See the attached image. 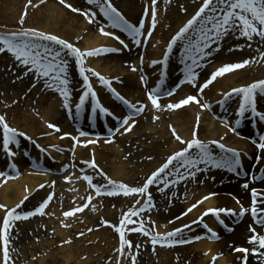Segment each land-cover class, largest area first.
Returning <instances> with one entry per match:
<instances>
[{
	"label": "rangeland",
	"instance_id": "374dc122",
	"mask_svg": "<svg viewBox=\"0 0 264 264\" xmlns=\"http://www.w3.org/2000/svg\"><path fill=\"white\" fill-rule=\"evenodd\" d=\"M12 4V0H0V11L3 10L6 5ZM34 2V0H31ZM49 2H54L60 6L61 3L58 0H48ZM187 1V2H186ZM107 0H102V4L106 3ZM122 2H126V5H124ZM186 2V3H185ZM205 0H157L156 4V11L158 8L162 10V12L166 15L165 20H167V15L169 16L168 23L170 27H174L175 24V18L173 16H177V18L184 16V21H187L189 18L186 17L187 15H190L193 13V11L199 12L200 8L203 6V3ZM25 3V4H24ZM21 3L22 6L21 10L14 6L12 8V12H17L16 16L14 17L15 20L12 21H6L5 23H2L0 21V34H8L11 32L19 31L22 27L24 29L32 28V17L37 16L36 19L39 22L46 21L47 19H41L40 11L44 8L43 4L39 3L35 7L29 6V0H26V2ZM35 3V2H34ZM113 5L118 9V11L124 16V18L131 24L139 26V23L141 20L144 21V25L147 22V19L149 18V14L151 13V0H112ZM23 4V5H22ZM70 4L80 9L82 12H95L96 16L93 23H89L88 19L81 15L80 12H74L73 15L75 17L76 24L74 27H72V33L71 30L66 28H60L61 30H58V33L63 34V36H58L70 43H72L75 47L79 48L82 52H89V51H95L97 49H117L115 53L111 52H104L101 55L98 56H85L84 57V67L86 69H90L92 71L86 72V75L89 77V81L92 85V88L97 93V97L99 99V102L103 108L106 109L104 104L100 100L102 96L104 99H108L110 102H112V95L110 97L108 96L110 93L108 86L102 85V83L99 81L98 77L94 73H99L103 77H105L107 80L111 81V84L117 87H124L123 81L126 77L125 73H118L115 72L117 69H124L125 65L127 64L130 66L133 60H137V67L138 69H141L139 72V76H144L145 79L148 76L151 75L153 77L154 75V82H156L157 85H159L160 79H165V77H162L161 75L163 73H167V69L171 68L174 72H181V70H186V65L191 64V60L188 59V55L185 54L184 50V44L186 41L178 42L175 48H173L172 54L168 55V48L170 47L169 43L166 42L163 43L162 49L155 50L153 49L152 52H160L166 53L167 57V65L165 66L163 61L165 59H157L152 60L151 64H146L144 62V55H146L147 46L148 43H161V41H152V34L155 31V29H152L150 25L144 26L142 29V34L139 37V39L142 42V39H144L145 35L148 33L149 30H151L152 34L151 36H147L145 38L143 43H140L139 45L133 43V41L130 39L128 34L126 32H123L120 30L119 27L113 28L111 27L112 21L109 20L107 17L104 16V14L100 11L99 6L96 5H89L87 3V0H70ZM186 6V12L176 14V11L180 10L179 8H182V6ZM179 6V7H178ZM11 9V8H10ZM148 9V13L145 14V10ZM71 9L66 8V11L69 13ZM175 10V13H174ZM27 11V16L25 18V23L23 26L20 25L19 21L24 16L25 12ZM195 11V12H196ZM127 13H131L134 18L137 20H129ZM11 14V13H10ZM176 14V15H175ZM218 14V13H217ZM139 15V16H138ZM186 15V16H185ZM13 16V15H12ZM172 16V17H171ZM140 17V19H139ZM11 17L8 16L7 20H9ZM139 19V20H138ZM0 20H5L4 18H0ZM31 20V21H30ZM29 24L31 26H29ZM54 24V23H52ZM172 24V26H171ZM93 27V31L95 33V36H98L97 38L104 39L106 42H110V44L103 43L99 47H96L92 50H86L83 46L84 44V28L81 29V27ZM103 27L105 31L112 33L110 36H104L100 32V28ZM95 28V29H94ZM183 27H181L182 29ZM33 29H36L33 27ZM180 29V30H181ZM163 30H168L167 27H162ZM171 33V32H170ZM113 37H119V40L113 38ZM227 37H224L221 41H219V47L222 48V50L219 51H212L211 49H206V52H210V55L204 56L202 59L197 55L195 52L192 53V55H197L198 63L201 62L202 66L205 67L208 71L205 72L203 75H201L197 68L195 67V72L198 74V80L197 84L202 85L206 80H208L211 75L216 72L220 67H223V64H235L236 62L242 63L240 60V54L243 53V46L244 43L240 42L237 45L231 43V40ZM241 39V38H240ZM120 40H123L124 43L121 44ZM243 40V39H242ZM226 41V42H225ZM228 41V42H227ZM225 42L226 44H224ZM127 45V47H125ZM142 45V46H141ZM217 45L212 46V48H216ZM252 47V45H251ZM131 48L135 50L133 54H136V56L133 57V60L127 59L128 55L131 51ZM231 49V50H230ZM251 50L254 55L252 56ZM246 51H248L245 54V60H251L254 61L253 63L248 64L245 68L239 69V71H244V78L241 85V88L248 87L251 85V83L262 81L264 78V60H262L260 57L264 55L263 49L253 50L246 48ZM113 54V55H111ZM160 55V56H161ZM115 57L116 60H113L114 62H111L108 58ZM70 66H68V70L70 68V73L72 72L75 74V77L77 78V84L74 85L71 89L68 88V91L70 93V100L69 108H64V101L61 97L60 93H57L54 88L45 87V80L44 79H36L35 74L33 72H28L27 68L25 66H21L18 64L17 61H15L10 54L7 52L0 53V115H4L6 118V122L14 128L12 125L14 122H17L19 124H24L22 119L26 120L28 124L36 123L39 124V128L43 129L44 125L42 124V120H40V109L36 107V101L39 100L41 97L43 101L42 106L43 108H47L49 105L52 107L55 106V109L57 112L54 111L53 115L55 118L49 121V123H53V125L57 126L59 128V132L54 131V129H50L46 127V130L52 131V133L55 134L56 137V143L47 146L46 142L41 143L42 140H47L46 134H40L36 136V138H33L28 135L27 132H24L20 127V132L26 133L28 138L25 137H18L20 144L19 146L12 145L11 150L16 153L15 156L9 157L7 153L2 148V143H0V161L1 156L3 155L5 162V169L12 170L9 174L8 180H16V181H22V175L23 171L22 169L26 167V164L30 171L33 174L42 175L45 173L49 178L54 179V184L51 187V193L50 191L46 194L41 195L40 198L37 199L35 197L32 200V203L28 202L29 200L25 201L23 203V207L16 208L19 210L21 214H26L28 212L34 211L41 203H43L48 196L51 194L52 196L58 195V201L60 205V215L59 217L62 218L61 220L57 219L58 215L53 214V206L52 204H48V207L45 209L44 215L37 214L36 216H32L27 220H20V221H14V226L10 228V237H9V252H10V260L9 264H27V262H23L22 253L23 251L19 250L20 245L18 242L19 236L22 235L21 229L25 230L24 234L28 237V234H31V231H34L31 229H28L26 226H22V224H30L35 223V227L37 229H41L39 233L32 232V234L35 236V239H39L40 236H43L44 238H50L48 241L57 242L55 245H51L52 250L59 249L61 246H65L62 241V237H59L58 235L51 233L52 230H50V233L48 232L47 227V221L50 218L51 223H56L59 221H63L65 219H70V222L76 223L80 222L83 219L85 220V224L89 225V229L94 225L93 231L86 233H81L78 231L77 235H74L72 232L68 233L69 238L75 239L76 241L79 240H87L92 235L99 234L101 231H106V234L104 236V240L102 238V241L100 242L99 237H97V240L99 242H96V244H93L94 246H97L98 243H101L102 245L98 246L103 251L105 250V253L102 254V258L100 260L101 264H120L119 261L124 260V264H133L131 257L127 255L129 252L128 249L125 250L126 255L121 258L120 254L117 252V249L119 247H115V244L117 242H120L119 239V233L115 231L114 228L110 226H106L103 224V221H109V219H118L117 211L118 208H121L120 211L124 210L127 212L130 211L132 208H139L141 206V203L138 204L137 201L142 200L140 196L134 195L130 197H124V196H116V197H108V196H97L105 199H102L100 201V208L95 209L93 211V204L91 203L88 208H86L83 212H76L74 216L71 217H64L63 213L65 211H74L78 207H83L85 203H87V198L89 196L93 197V194L95 195V189L90 187L86 182V192H88V195H83V200H81L77 205V207H70L74 205V201L72 200V197L74 193H76L73 189L74 187H64L61 184L65 185L67 184V179L65 176L66 173L69 172L71 166V163L75 162L74 167V174H87L93 178V184L98 185L101 188L104 187L105 184L108 183L109 178L112 181H115L117 183H124L130 187H142L146 183V179L142 182L140 181L141 177L146 173L148 174V178L151 177L153 173H150L149 170L151 169H159L162 167L175 153L173 150L171 151L169 147L162 148L163 151H168L167 154L164 156L166 157L164 159L165 162L162 163V158H152L150 157L149 161H143V158H139L135 154V150H139V152H144L146 154H149V151L154 150V145L156 146L157 143L160 145H163V141L169 140L171 138L172 141L176 142L178 145L184 146V144H181L179 141L175 139V136L173 135L172 129H175L176 134H178L183 140H185V137H183L178 132V123L175 121V115L176 112H182L191 110L193 112V120L195 122V125H192L194 134L198 135V138L204 142L209 143L212 141H218L220 143V139L217 137H213L210 140H206L202 137V135L199 134L198 130L200 128L207 127V124L203 122V114L211 113L209 116L211 117L210 120L212 122H216L219 120V116H213L214 111L217 110L218 113H221L224 111V117L221 119L222 122L228 123L229 127L236 124V121L238 119V109L240 104L242 103V96L235 95V99L230 104H223L221 102L216 101L215 103H212L215 108L213 109H204L202 108L204 102L200 101L199 104L192 103L190 105L181 107L176 110H168L167 105L169 103H178L183 99H186L188 96L192 95V93L197 92L198 88L192 87L191 84L183 83L179 86V89L176 91L175 94L172 96H168L166 94L162 95L161 99L159 100L160 105L162 106L161 109L157 110L156 108L152 107L155 111H148L146 108L144 102H140L145 106L146 111L144 110L143 114L140 115L138 118H134V126L132 127V130L129 132H123L124 130L121 129L120 131L112 130L111 132L105 128H103L102 124H99L97 127V130H92L91 125L94 123L95 120H98V123H101L100 118L102 117L104 120V123H111L112 120L109 116H105L102 112L97 109L96 113L93 114L92 109L96 106V97H92L89 95L88 101L85 104L82 111L79 113L76 112L77 105L79 104L80 99L83 96V93L87 91L86 82L79 73V64L78 62L71 56L66 57ZM141 58L142 61H141ZM243 58V57H242ZM248 58V59H247ZM100 61V62H99ZM111 62V64H108V62ZM99 62V63H98ZM153 62H157L155 64V67L152 66ZM99 65L98 69H95L93 66H96L95 64ZM115 63H118L116 66ZM217 65V66H216ZM141 66V67H139ZM216 66V68H213ZM131 67V66H130ZM143 67V68H142ZM145 67V69H144ZM161 67V69H160ZM108 70L109 73L104 74L102 70ZM144 69V70H142ZM159 69L160 74H158L157 70ZM72 70V71H71ZM154 71L155 74H148L150 71ZM250 71V72H249ZM209 72V73H208ZM27 73V74H25ZM72 75V74H71ZM158 75V76H157ZM225 74L224 76H226ZM250 75V76H248ZM220 77L218 79L224 78ZM161 77V78H160ZM53 85L55 86L58 82L52 81ZM172 84L165 81V84L163 85L162 93H167V91L171 90ZM177 86V84L175 85ZM145 87V85H144ZM209 88L205 89L204 91H207ZM228 91H231L230 89ZM73 93H76V95H73ZM230 93V92H229ZM111 94V93H110ZM198 95V94H197ZM114 97V96H113ZM147 97V94L145 93L144 96H142L143 99ZM51 100H50V99ZM31 100V102L35 103L30 111H28V114L24 112V105L25 103ZM169 100V101H168ZM103 101V100H102ZM30 102V104H31ZM51 103V104H50ZM117 103V102H116ZM220 103V104H219ZM131 104L136 105L137 102H132ZM139 105V104H137ZM199 107V108H198ZM229 107V108H228ZM263 108L261 113H264V95H257V109ZM228 108V109H227ZM114 110H116V114H118L121 117V120L127 116L130 113V110L124 105L120 106L119 108L114 107ZM201 110L202 113H201ZM112 111L111 113H113ZM201 113V114H200ZM223 113V112H222ZM22 115H25V117H22ZM30 115V116H29ZM91 115L95 117L92 119ZM173 119V122H169V117ZM62 117V118H61ZM155 117H159V119H155ZM165 117V118H163ZM59 122H57V120ZM199 118V120H198ZM65 121V122H64ZM65 124L64 128H61L59 123ZM251 122L253 127L251 126ZM166 124V125H165ZM258 128H261L264 130V123H259L258 118L252 117L249 114H246L245 121L241 119V123L239 126L244 127L248 129L249 134L250 131L253 133L252 138L251 136H247L250 139L251 145H252V160H247L248 162V168L246 170H242V172H229L226 168H214L210 164H197L195 168L185 170L184 168L180 169V172L184 175V179H179V176L175 174L173 171L171 174L163 177V179L168 181V187H164V184L162 182H159L158 188L154 189V186H152L149 189V192L156 196H161L160 194L163 193V195L160 197L163 200L164 204L155 203L156 200H152L153 206L150 207V209L146 212H142L140 217H133V220L136 221V223L132 225H128L129 232L126 233V238L129 239L132 242L134 248L131 249V255L136 256V262L135 264H195L196 262L201 261V254L197 252L195 254L194 251L191 250L192 245L196 244L201 239H205L206 237L210 238L211 241L214 244L223 242V247L225 248V254H236L239 255V258L236 261H229L228 264H243V257L244 253H238L235 252L234 249L236 247H243L246 249H249V253L247 254V264H264V255H261L260 253H264V249H259L258 244L252 245L250 244L249 237L252 235L249 228L250 226H253L256 228V232L260 235H264V227H259L255 225V222L253 220V217L251 215V190L257 189L259 193H264V180H257L253 182L254 176H260L262 173H264V166H261L260 168L257 167V161L256 157L260 155V152L255 147V141H258L259 134L258 130L254 129V126ZM90 125V126H89ZM38 126V125H37ZM89 127V128H88ZM149 127L147 130L145 128ZM88 128L90 131L85 130ZM65 129V130H64ZM69 129V130H68ZM94 129V128H93ZM210 131L212 132L213 129L211 128ZM41 132V131H40ZM80 132L86 133V136H80ZM109 132V133H108ZM115 132V133H114ZM120 132H123L122 134ZM65 133L69 135H64ZM114 133V134H113ZM194 134L191 136V140L194 138ZM246 136V135H241ZM63 137V138H61ZM73 137H76V143L75 147L73 148ZM103 141H105V147L109 149L113 148L112 145L120 146V149L122 150V157L120 159H117L116 156L110 155L108 150L103 151L106 156L109 157L108 161H102L99 162L98 158H95L96 164L98 167L96 169H93L90 167V162L93 159V155L88 156L86 160L82 159H76V156L74 155V150L77 146H79V149H83L82 146L85 147V149H89L91 151V147L88 145L89 140H96L97 142H101V138ZM133 141V144L126 143L124 141L126 140ZM0 139H2V136H0ZM111 140L112 143L106 142L107 140ZM186 141V140H185ZM86 142V143H85ZM25 145V147L23 146ZM90 144V143H89ZM86 145V146H85ZM139 149H138V148ZM211 148L213 150V155L219 159L220 156L224 155L220 151V149L215 144H211ZM43 149V150H42ZM101 150V149H98ZM62 151V152H61ZM81 151V150H80ZM195 151V150H194ZM162 154V152H158ZM2 154V155H1ZM55 154H60L61 161L59 162V156L55 157ZM147 156V155H146ZM250 155L246 156L248 158ZM6 158V159H5ZM116 161V164L119 162L123 163L122 165H127L128 171H133V174H130V177H125L122 182H118L117 179H115L113 176V172L111 171V164ZM22 160V163H21ZM82 161H87L89 163H82ZM261 161V160H260ZM259 161V163H260ZM0 162V163H1ZM47 163L49 165L48 169H39V164L41 163ZM175 163V162H174ZM7 164V165H6ZM15 164V168L12 167V165ZM64 165L60 171H55L58 169L59 166ZM140 168L137 170V167ZM198 167V168H197ZM1 168V167H0ZM56 168V169H55ZM83 170L82 173H80V170ZM44 170V171H43ZM102 170V171H101ZM224 172V170L227 173H221ZM85 171V172H84ZM112 172V174H111ZM189 172L192 174L190 175ZM103 173V174H102ZM218 175V177L216 176ZM227 174V176H226ZM215 175V177H214ZM134 176V177H133ZM220 178V179H219ZM209 179L212 184H214L216 187L223 186L225 188H228L227 190V197L230 200H233V198L236 199V202L238 203V211L234 209L232 210L235 215L226 214L227 217H219V219H216L214 222L207 221H201L198 220L196 222H191V224H184L187 220V217H189V214L186 213L184 202L186 201L188 195L190 192H197L202 188L204 180ZM174 180H179L178 183H173ZM230 180L234 181L233 184L230 182ZM84 181V179H82ZM237 182H243L249 183V188L244 189L241 187V190L243 191V197L241 198V201L236 198V196L233 193V187L237 186ZM43 188V187H42ZM58 189V190H57ZM154 189V190H153ZM163 189V191H161ZM43 190V189H42ZM57 190V191H56ZM55 191V192H54ZM158 194V195H157ZM147 197V194L143 197V202H145V199ZM155 197V195H154ZM54 200V199H53ZM93 201V200H92ZM52 202V200H51ZM63 202V203H62ZM29 203V204H28ZM61 203V204H60ZM0 205H3V208H0V218L3 219L2 222H5L8 212L10 208L6 205H4L0 201ZM80 205V206H79ZM243 206L244 209H246V213L241 216V207ZM225 207V208H224ZM222 209H226L227 206H224ZM73 208V209H72ZM7 209L8 211H5ZM65 209V211H63ZM67 209V210H66ZM111 212V216L108 214ZM216 209V208H215ZM218 209V208H217ZM100 210V212L98 211ZM5 214V215H4ZM82 217V219H79ZM230 217V218H229ZM119 218L122 220L121 215ZM161 218V220H160ZM0 219V220H1ZM119 219V220H120ZM143 219L147 223L145 224V227L149 230L150 236H143L142 233H138L135 231H131V229H134L139 226V221ZM225 220V221H224ZM222 221V223H221ZM198 222V223H197ZM1 223V222H0ZM67 223V222H65ZM121 222H119L116 226L119 227ZM2 224V223H1ZM0 224V225H1ZM109 224V222H108ZM184 224V225H183ZM245 224V226H244ZM21 225V226H20ZM111 225V224H110ZM207 225V227H205ZM2 226V227H1ZM0 226V240L3 242V225ZM165 226L172 227L173 231L177 229H181L182 232L178 233L176 237L172 238V242L169 241H161L160 243H157L156 245H153L151 242V236H157L159 237H166L167 233H169L168 229L163 230ZM190 226V227H186ZM239 226H242L241 229L244 230V232H248L247 234L243 235L238 230H236ZM168 227V228H169ZM161 228V231H158V229ZM211 229L217 234V238H212V233L209 231ZM231 229V230H229ZM2 231V232H1ZM159 232L160 235H157L156 233ZM66 235V238L68 237ZM138 236V238H141L139 240L131 239L130 237ZM18 237V238H17ZM42 238V237H41ZM40 238V239H41ZM118 238V241L116 242L115 239ZM143 238V239H142ZM184 240L185 243H179L177 241ZM72 241V240H71ZM38 241L35 240V243L32 242V240H29L26 243V246H29L30 244L32 249H34L35 253L30 256L31 250H24L26 253V257L28 261H31L32 264H38V259L40 258L41 250H38L37 247L39 244H37ZM107 242H112L110 246L108 247L106 245ZM88 243V242H87ZM52 244V243H51ZM56 245H58L56 247ZM61 245V246H60ZM139 245V248L136 246ZM91 246V245H90ZM253 247L257 248V253L253 254L251 252V249ZM90 248V247H89ZM137 248V250H136ZM166 251L163 253V250ZM43 256H45L44 253H42ZM86 254L84 259H79L81 262L86 261V259L89 256ZM168 255V260L163 261L162 259L159 260L162 257H165ZM50 256L52 257V261L57 264H64L61 261V257H59L58 253H50ZM93 260L99 258H95V252H92L91 254ZM46 257V256H45ZM4 260L3 258V247L0 250V259ZM51 258L47 257L44 260V264H51ZM116 259V260H115ZM77 261V260H76ZM171 261V262H170ZM2 264V263H1ZM88 264H99L94 261H89ZM205 264H214L213 260L209 261Z\"/></svg>",
	"mask_w": 264,
	"mask_h": 264
},
{
	"label": "snow or ice",
	"instance_id": "6c2138e0",
	"mask_svg": "<svg viewBox=\"0 0 264 264\" xmlns=\"http://www.w3.org/2000/svg\"><path fill=\"white\" fill-rule=\"evenodd\" d=\"M45 0H40V3L43 4ZM31 4V0H29ZM60 3L65 7L70 8L73 12H80L81 15H84L89 23H93L96 13L95 12H82L80 9L73 7L71 4L66 3L65 0H60ZM89 5L99 6L100 11L112 21L111 27L117 28L119 27L121 31L126 32L133 43L139 45L141 40L139 37L142 34V29L144 28V21L141 20L139 26L133 25L129 23L124 16L118 11V9L113 5L112 0H107L106 3L102 4V0H87ZM156 4L157 0H151V28L154 29L156 26ZM148 9L145 10V14L148 13ZM186 11V10H185ZM218 13V14H217ZM27 16V11L24 16L20 19L19 23L21 26L25 23V18ZM100 32L104 36H110L112 33L104 30L103 27L100 28ZM151 30L148 31L147 35L151 36ZM233 34L236 35L237 39L246 38L247 41H253L254 37H258L261 43H264V0H205L203 6L200 8L199 12L187 23L185 27H183L180 32L172 39L171 45L168 48V55L172 54L173 48L177 45L178 42L186 41L184 44L185 54L188 55V59L191 60V64L186 65L185 77L180 82V84L188 83L191 84L192 87L198 88L200 94H203L204 90L209 88L211 84H213L217 78L223 77L225 74L234 72L239 69L245 68L249 63H253L254 61L246 60L242 63H235L225 65L220 67L216 72H214L211 77L206 80L202 85L197 84L198 74L195 72V67H199V63L197 60V55L202 59L206 55H210V52H206V49H212V51H219V41H221L225 36ZM238 34V35H237ZM119 40V37H113ZM120 43L123 44L124 41L120 40ZM216 44V48H212V45ZM251 44L249 43V47ZM127 47V45H125ZM231 50V49H230ZM117 49H97L95 51H89L87 53L82 52L79 48L75 47L72 43L56 36L53 34H47L45 32L39 31L37 29L29 28L24 29L23 27L16 32H11L8 34H0V53L7 52L11 55V57L18 62L19 65L25 66L28 72H33L35 74L36 79H44L45 87L54 88L55 91H58L63 98L64 108H69L68 101L70 100V93L68 91V60L67 56L73 57L79 64V73L80 76L88 82L86 84L87 91L83 93L82 98L77 105L76 112L79 113L83 110L85 104L88 101L89 95L92 97H96V106L92 109L93 114L96 113L97 109L102 112L105 116H113L109 110L103 108L99 102L97 97V93L92 88V85L89 81L88 75L86 72L92 71L90 69H86L84 67V57L85 56H98L103 54L104 52H115ZM195 52L197 55H192ZM264 60V55L260 57ZM143 58H141L142 61ZM157 62H153L152 66L155 67ZM164 65H167V57H165L163 61ZM132 71H136V68H132ZM27 74V73H25ZM99 81L104 86L109 87V91L113 93L116 99L122 101L124 105L130 110V114L125 116L122 120L119 121V127L116 131H120L121 129L124 132H129L132 130L134 126V118L136 115H139L145 110V106L140 104L139 106L131 104L125 98L119 96L118 93L115 92L114 89L110 87L111 81L107 80L105 77L100 75L99 73H94ZM52 81L58 82L55 86ZM141 83L146 86L147 81L145 77L141 76ZM165 84V80L162 78L159 81V86L152 88L150 90H146L147 98L151 102L154 108L157 110L161 109V105L159 100L162 95L166 94L168 96H172L175 94V89L167 91V93H162L161 88ZM180 85H177V88ZM242 96V103L238 109V119L236 121L237 127L241 123V119L246 117V114L251 115L252 117L258 118L260 121L264 122V113H261L257 109V95H264V81H259L257 83H253L248 87L237 88L234 92H230L225 96V100L221 101V103H226L227 100L233 95ZM192 103L199 104L200 101L196 96H188L186 99L181 100L178 103H169L167 105L168 110H176L181 107L190 105ZM208 105H203L202 108L207 109ZM155 119H159V117H155ZM199 120V118H198ZM133 121V123H130ZM226 127L229 125L225 124ZM48 128L54 129V131L59 132V128L51 123L47 125ZM230 131H234L233 128L229 127ZM173 135L175 139L179 141L181 144H185L186 147L176 152L170 158H168L167 162L160 167L155 173L151 175L150 178H147L146 183L142 187H130L124 183H117L112 181L110 178L108 183L101 188L98 185L93 184V178L89 175H85L83 177L84 180L87 181L88 185L95 189L96 196H108V197H116V196H124L130 197L134 195H138L143 199V197L147 194V200L139 207L132 208L127 212L126 215L122 217L121 223L119 227L116 225H110L107 221H103L102 223L106 226H110L115 229L117 233H119L120 246L117 249V252L120 254L121 258L126 255L125 250L128 249L129 252L127 255L131 257L133 264L136 262V256L131 255V249L133 248L132 242L126 238V233L129 232L128 225H132L136 223L133 220V217H140L142 212H146L153 206L152 204V196L149 192V189L156 184L158 181L164 184V187H168V181L163 179V177L171 174L173 171L179 179H184V175L180 172L181 168H184L186 171L189 169H193L197 164H210L214 168H226L229 172L237 173V170L242 168V153L234 150L226 148L224 144L219 143L218 141H212L209 143L202 142L198 135L194 134V138L188 142L183 140L178 134H176L175 129H172ZM64 135H69L65 133ZM0 143H2L3 150L7 153L9 157L15 156L16 153L11 150V146H19L20 141L18 137H27L26 133L20 132L17 129L11 127L7 122L4 115H0ZM80 136H86V133L80 132ZM63 138V137H61ZM74 141L73 148L75 147L76 137L72 138ZM94 141L89 140L88 143H93ZM106 142L111 143L112 141L109 139ZM256 149L261 153L255 159L257 163L261 159H264V135H260L258 141H255ZM211 144L217 145L224 155L220 156L217 159L213 155V150L211 148ZM86 146V145H85ZM43 150V149H42ZM195 150V151H194ZM175 162V163H174ZM82 163H89L87 161H82ZM15 168V164L12 165ZM90 167L96 169L98 165L95 161V155L93 154V159L90 162ZM102 171V170H101ZM103 174V173H102ZM191 175L192 173L189 172ZM239 174V173H237ZM257 180H264V173L260 176H254L253 182ZM179 180H174L173 183H178ZM41 187H44L41 185ZM244 189L249 188V183H244L241 185ZM163 191V189H161ZM53 199V196L50 194L48 198L41 203L34 211L28 212L26 214H21L18 209H12L8 212L7 218L3 224V258L4 264H9L10 260V252H9V237H10V228L14 226V221L27 220L32 216L44 215L45 209L48 207L49 202ZM204 199H208V197H204ZM251 215L255 222V225L259 227H264V193H259L257 189L251 190ZM93 197L89 196L87 198V203L83 205V207H78L74 211H65L63 213L64 217H71L76 214V212H83L89 205L92 203ZM239 203V201H237ZM139 204L140 201H137ZM3 205H0V208H3ZM23 207V204L19 206ZM193 208L196 205L192 206ZM192 208H189L188 211H191ZM5 211H8L5 209ZM93 211L95 209L93 208ZM246 209L241 207L240 215L243 216L246 213ZM214 216L219 219L221 213L235 215L232 210L229 209H210ZM209 212H205L204 216L209 215ZM201 221L203 217L200 218ZM147 222L141 219L139 221V226L131 229V231H135L138 233H142L143 236H150L149 230L145 227ZM198 223V222H197ZM222 223V221H221ZM67 226V225H62ZM190 227V226H186ZM207 227V225H205ZM231 230V229H229ZM252 235L249 237V243L252 245H257L259 249H264V235H260L256 232V228L250 226L249 228ZM93 231V229H89V232ZM212 233V238H217V234L209 229ZM182 232L181 229H177L173 232L167 233L166 237L151 236V242L153 245L160 243L161 241H169L172 242V238L176 237L178 233ZM83 235V233H81ZM179 243H185L184 240L177 241ZM66 243H70V241H66ZM139 248V245L136 246ZM235 252L244 253L243 264H247V254L249 253V249L243 247H236L234 249ZM253 254L257 253V248L253 247L251 249ZM264 255V253H260ZM218 257H213V262L215 264V260ZM122 264V260H121Z\"/></svg>",
	"mask_w": 264,
	"mask_h": 264
},
{
	"label": "bare ground",
	"instance_id": "6f19581e",
	"mask_svg": "<svg viewBox=\"0 0 264 264\" xmlns=\"http://www.w3.org/2000/svg\"><path fill=\"white\" fill-rule=\"evenodd\" d=\"M58 1L60 2V0H58ZM24 2H26V0H12V4H9L10 3V1H9L8 5H6V7H4L3 10L0 11V18L2 17L5 20H0V21H2V23H5V24H6V21H12L13 22L15 20L14 17L16 16L17 12L13 13L11 11L12 8L14 6H16L17 8H19V10H21L22 6L20 4L24 3ZM34 2L31 1V4L29 3V6H31V7L37 6L40 3V0H34ZM65 2L70 4V0H65ZM122 3L124 5H126V2H122ZM43 7L44 8L42 9V11H40V13H38V14L43 15V16H40L41 19H47V20L39 22L36 19L37 16H34L31 18L34 24H32V26L29 24V26H31L32 28L35 27L37 30L45 32L47 34H53L56 36H57L58 30H61L60 28H66V29L71 30V32H72V27H74L76 24L75 17L73 15V13H74L73 11L70 10L68 13L66 11L67 7H65L63 4L58 6L55 2H54V4H52V2H49L48 0H45ZM179 9L180 10L176 11L177 15L180 13H185L186 12L185 10L187 9V7L183 5L182 8H179ZM195 11H193V13H191L190 15H187V16L185 15L188 18L190 17L187 21H184V16L179 17V18H177V16H173V18H175L176 20L174 22L175 26L172 28V27H170L169 23L167 22L169 19V16L167 15V20H165L166 15L162 12V10L160 8H158V10L156 11L157 12L156 26H155L156 29L154 28L155 31L152 34L151 40L152 41L153 40L154 41H161V43H155V42L148 43L146 55H144V59H143L146 64L149 65V64H151L152 60L161 59V58H164L166 56V53H162V55H161L160 52H156V51L152 52V51H153V49L160 51L162 49L163 43L166 44V42H168L170 45L172 39L180 32L181 27H185L187 25V23L197 14V11L196 12ZM174 13H175V10H174ZM8 16L11 17L9 20H7ZM127 16L129 18V20H137V18H138L137 15H136V18H134V16L131 13L130 14L127 13ZM139 19H140V17H139ZM52 23H54V24H52ZM148 25H150V26L152 25L151 14H149V18L147 19V22L145 23L144 26L146 27ZM163 26L167 27L168 30H163V32H162ZM171 26H172V24H171ZM82 28H84V33L86 36V37H84L85 40H84V44H83V46L86 50H92L96 47H99L103 43L110 44V42H106L104 39L97 38L98 36H95V33L93 31V27H91V26L88 27L86 25L85 27H81V29ZM58 36H63L62 32L58 33ZM147 36L148 35L146 34L144 39H142L141 43L144 42V40H145V38H147ZM225 37H227L231 40L232 45L233 44L237 45L240 42L244 43V46H243L244 51L242 54H240L241 56L239 57L241 62L246 61L245 60V54L248 52V51H246V48L253 49V50H258L261 48L264 50V43H261L259 41L258 37H254L253 41H251V42L247 41V39L243 38V37L241 39H237L236 35H233V34H229ZM225 42H223V43L226 44ZM249 43L252 45V47L251 46L249 47ZM214 45L216 46V44H213L212 46H214ZM220 50H222L221 47H220ZM134 51L135 50H133L131 48L130 53L127 54L128 55L127 59L131 58L133 60V57L136 56V54H137V53L133 54ZM249 52H251L252 56L254 55V53L251 50H249ZM113 53L116 54V51ZM111 55H113V54H111ZM108 59H110L111 62H114L113 60H116L117 58H115V57L110 58L109 57ZM133 61L134 62H132V64L130 65L131 67L126 64L124 69H117L115 71V72H117V74L118 73L122 74V73L126 72L127 75L123 81L124 87L123 88L117 87V86L114 87V85H112V84H111V86H113L115 88V90L123 98L128 100L130 103H132V102L136 103L137 102V104H140V102L143 101L144 104L146 105V108L148 109V111L154 112L155 110L152 108L153 105L151 104V102L148 100L147 97L145 99H143L142 96H144V94L146 93V90H150V89L155 88L159 85H157L156 82H154V75H153V77L150 75L149 76L150 79H148V76H147V78H146L147 84L144 87V85L141 83V76H139V74H140L139 71L141 69H138V67H137V65H138L137 60H136V62H135V60H133ZM69 62H68V66H70ZM111 62L109 61L108 64H111ZM98 63L95 64L96 66H93L95 69H98V67H99ZM236 63H239V62H236ZM115 65L117 66L118 63H115ZM199 65L200 66L196 67V68H197V71L201 75H203L205 72L208 71L205 67L202 66L201 62H199ZM225 65H227V64H223L222 66H225ZM216 66L212 67V69L216 68ZM133 67L136 68L137 70L132 71L131 69ZM139 67H141V66H139ZM144 69H145V67H144ZM144 69H142V70H144ZM160 69H161V67H160ZM69 70H70V68H69ZM69 70H68V80H69L68 88L71 89L74 85L77 84V78L75 77V74L73 72L71 73L72 75L69 74L70 73ZM102 71L104 74L109 73L108 70H106V69H104ZM185 71L186 70H181V72L180 71L174 72L171 70V68H168L167 73H166L167 74L166 81H168V83L172 84L173 86L176 84L182 85V84H180V82L185 77ZM157 72H158V74H160L159 69L157 70ZM244 73H245L244 71H239V70L228 73L226 76H224V78L218 79L213 84H211L209 86V89L207 91H204L203 94H200L199 91H197V92L192 93L191 96H196L199 99V101L204 102L203 105H208V106H210L208 108L213 109V108H215V106L212 103H215L216 101L219 102L223 98L225 99V96H227V94L229 92H234L235 89L241 88L243 78H244ZM148 74H155V73H154V71L151 70L150 72H148ZM248 76H250V75H248ZM262 81H264V78L262 79ZM253 83H257V82L253 81L251 84H253ZM229 89L231 91H228ZM56 92L59 93L58 91H56ZM73 95H76V93H73ZM108 96L110 97V95H108ZM100 97L103 100V101L102 100H100V101L102 102V104H104L106 109L109 110L110 112L114 111L113 112L114 115L109 116V117L115 118V119H111V120L113 121L112 127H116L119 124L121 117L118 114H116L117 111L114 110L113 108L118 107L119 102H122V101L116 99V97H115L114 99L112 98V102H110L108 99L106 100L102 96H100ZM234 97H235V94L232 97H230L225 104H227V105L230 104L235 99ZM43 101L44 100H42L41 97L39 98V100L36 101V107H38L41 111L39 117H40V120H42V124L44 125L43 129L39 128V124H36V123L28 124L27 121L24 119H22L24 124L21 125L17 122H14L12 125L18 131L20 130V127L22 126L21 129L24 132H27L28 135L33 137V138H36V136H38L40 134H46L48 139L46 141L42 140L41 143L46 142V145L49 146V145L56 143V137H55V134L52 133V131L46 130V127L49 124V121L51 122V120L53 118H55L53 113H54V111L57 112V110L55 109V106H53V107L51 106V105H53L51 103H50L51 105H49L47 108L44 109L42 106ZM117 101H119V102H117ZM30 102H31V100H28L24 105V107H25L24 112H26L27 114H28V111H30L32 108H34L33 105L35 103L31 102V104H30ZM259 110H260V112H262L263 108L259 107ZM202 111L203 110H201V113H202ZM213 111H214L213 116H219V120H217L216 122H212V120H210L211 117L209 116L211 113L203 114L204 115L203 122L207 124V127L200 128V130H198L199 134L202 135V137L206 140H210L213 137H216V138L218 137L220 139L219 141H222V144H224L225 147L236 149L242 153L246 152V153L250 154V152L253 149H252L250 139L247 136H251V138H252L253 133L250 131V134H249L248 129L241 127V126L237 127L236 124L231 126V128L234 129V131L231 132L229 130V127L225 126V124H228V123L221 121V119L224 117V113H218L217 110H213ZM176 113L177 114L174 117L176 118L175 121L179 124L178 125V132L183 137H185L186 141L190 142L191 136L194 134L193 128H192V125L193 126L195 125V122L193 120L194 114H193V112H191V110H187V111L185 110L182 112L178 111ZM22 117H25V115H22ZM61 118H59L57 120V122H59V120ZM163 118H165V117H163ZM168 121L169 122H166V123H171V122H173V119H171L169 117ZM258 121L261 124L264 123V122L260 121L259 119H258ZM130 123H133V121H130ZM51 124H53V123H51ZM95 124H97V123H95ZM59 125L61 126V128H64V126H65V124H61V122L59 123ZM95 127H97V126L94 125L93 128H95ZM148 128L149 127L145 128V130H147ZM211 128L213 129L212 132L210 131ZM123 132H120V133L122 134ZM259 132H260V133H258L259 136L264 135L263 129L260 128ZM243 134L246 136H241ZM91 141H94L93 143H90L91 151L89 149H85L84 146H82L83 149H79V146L76 147V149L73 151L74 155L76 156V159L86 160V158L88 156H91L94 154L95 158H98L99 162L108 161L109 157L106 156L103 152V151L108 150V148L105 147L106 143L105 142H97L96 140H91ZM86 142H88V141H86ZM124 142L134 145L133 141L129 140V138H128V140H126ZM161 143H163V145H160V143L159 144L157 143L156 146L154 145V150L149 151L148 152L149 154H146L144 152L143 153L139 152V150H137V151L135 150V154L137 157L140 156L139 158H143V161H147V162L149 161L150 157L162 158L161 161L163 163V162H165L164 159L166 158L164 156L167 154L168 151H163L162 148L169 147L170 150L171 151L173 150V152L175 153V152L183 150L186 147V145L184 144V146H182V148H181V145H178L176 142L172 141L171 138L169 140H165ZM23 146L25 147L24 144H23ZM112 147L113 148L108 150L109 154L110 155L112 154L113 156H116L117 159H120L123 156L122 150L120 149V146H117L114 144V145H112ZM98 149H101V150H98ZM158 152H162V154H160ZM59 155L60 154H55V157H57ZM1 159H2L1 161H4L3 155L1 156ZM58 161L59 162L61 161L60 156H59ZM113 161H114V159L112 160V162ZM21 163H22V160H21ZM122 164L123 163H121V162L116 164V161H115V162H113V164H111L112 166L110 168L111 171L113 172V175H111V176H113L115 179H117L118 182H122L123 179H125V177H130V174H133V171H128L129 169H128L127 165H122ZM262 165H264V161L259 163L257 165V167L260 168ZM38 166H39V169H48V167H49V165L46 162L41 163ZM63 166L64 165L59 166L58 169L55 168L56 171L60 170ZM70 166H71V168H70L69 172L66 173L64 176L67 179V184H65V185L61 184V185L64 187H68V186L74 187L73 190L76 193H74L73 196L70 198H72V200L75 203H74V205H72L70 207H77L76 204H78L81 200H83V195L84 194H85V196H86V194L88 195V192H86L87 186L84 183V182H86V180L82 181V179L85 175H81V174L72 175V173H74L75 162L71 163ZM243 166H246V167L248 166V163L245 162V160H243ZM0 167H1L0 168V201L4 205L8 206L10 208L9 210L18 208L21 204H23L27 200H29L28 202L31 201L30 203H32V201H36V200H32V198L34 199L35 197H37V199H38L41 197V195H43L45 193L47 194L49 191L51 193V191H52L50 186H52L54 184V179L49 178L45 173L43 174V176L33 174L30 171V169L28 168L27 164H26V167H24L22 169V171H23L22 181L6 179L5 175L8 174V170H6L4 168L5 162H1ZM136 167H137V170L140 168L139 166H136ZM156 171H157V169L149 170L150 173H155ZM112 172H111V174H112ZM224 172L227 173L225 170H224ZM224 172H222V170H221V173H224ZM10 173H12V172H10ZM216 176L218 177L217 174H216ZM226 176H227V174H226ZM214 177H215V175H214ZM147 178H148V174L145 173L141 177L140 181L143 182L145 179L147 180ZM230 182L233 184L234 181L230 180ZM237 183H238V185L233 187V193L236 196V198L241 201V198L243 197V191L241 190V185L243 184V182H237ZM41 185H43L44 187L42 188ZM153 186H154V189L158 188L159 181L156 184H154ZM227 190H228V188H225L223 186L216 187L214 184L211 183V181L209 179L204 180L202 188H200V190L197 192H190L186 201L184 202V207H185L184 211L189 214V217H187V220L184 224L188 225V224H191V222H196L198 220H201L200 219L201 217H203V220H204V213L208 212L210 209H215V208L222 209L224 206H227L226 209L230 210V209L235 208L238 211L239 207L237 206L238 203L236 202V199L235 198H233V200L228 199V197L226 195ZM51 194L53 195V193H51ZM154 195H155V197H154ZM154 195L151 194L152 200H156L155 203L157 202L159 204H164L163 200L160 198L163 195V193H161L160 194L161 196H158V197L156 196V194H154ZM53 197H55V195ZM57 197H58V195H56V198H53L54 200L52 199V202L50 201V204H52V206H53V214H55V215L57 214L58 217H56V218L61 220L62 218L59 217V215H60L59 206L60 205H58L60 201H58ZM204 197H208V199H204ZM102 199H105V197L101 198V197H97L96 194L95 195L93 194V201H92L93 206H92V208H94V209L100 208V201ZM146 200H147V197H146L145 201ZM142 202H143V199L140 200L141 205L143 204ZM193 205H196V207L193 208L192 207ZM189 208H192V210L188 211ZM109 210L110 209H108V214L111 216L112 213L109 212ZM118 210H119V212L117 213L118 219H116V218L109 219V221H108L109 224L117 225L119 222H121V219L119 218V216L121 215V218H122L124 215L127 214V210L126 211H124V210L120 211L121 208H118L117 211ZM63 211H65V209H63ZM98 211L100 212V210H98ZM220 217H223V216H220ZM79 219H82V217H80ZM2 220L3 219L0 220V222L2 223V224L0 223L1 225L4 224V222H2ZM160 220H161V218H160ZM207 220L209 222L214 221L213 218L207 219ZM50 222H51V219L49 218L47 223H46L47 227H48V232L50 233V230H52L51 233H54V234L58 235L59 237H62L63 238L62 241L64 242L63 244L65 246L60 245L61 248L54 249V251H50V250H52L51 245H55V244H57V242L48 241L50 238L46 239V238H44L45 237L44 235H43L44 237L40 236V238L42 237L41 239L40 238L35 239V236L32 234V232L39 233V232H41L40 231L41 229L39 230V229H37V227L34 228L35 223H30V224L26 223L25 225L22 224V226H26L28 229H30V231H31V229L34 230V231H31L30 235L28 234L29 238H27V236L24 234L25 230L21 229L22 235L19 236V238L17 237L19 245L21 244L19 247L20 248L19 250L23 251V253H22L23 262H27V264H32L31 261L27 260V257L25 255L26 252L24 250H26V249H27V251L31 250L30 256H32L35 253V251H34V249H32L31 245H33V243H35V240H36V241H38L37 244H39L37 249L42 251L40 254V258L38 259V264H44V261H45L44 259L47 257L51 258L50 259L52 262L51 264H57V263H54L52 261V257L50 256V253H58V252L60 255L59 257H61V261L64 264H88L89 261H94V262L101 264L100 263V260L102 258L101 255L105 253V250L103 251L100 247H98V246L102 245L101 243H98L97 246H94L93 244H96V242H99L97 240V237H99L100 242L102 241V238L104 240L105 239L104 236L106 234V231H101V232H99V234L92 235L87 240L76 241L75 239L69 238L68 233L72 232L74 235H77L78 231L80 233L88 232L89 225L85 224L84 219L82 221L76 222V223H74V221L70 222V219H65L63 221L51 223V225H50ZM65 222H67V223H65ZM62 225H67V226H62ZM244 226H245V224H244ZM93 227H94V225L91 227V229H93ZM168 227L165 226L163 228V230L168 229V231L171 232L173 230V228L172 227L168 228ZM241 228H242V226H239L236 230H238L243 235L248 233V232H244V230ZM160 229L161 228H159L158 231H161ZM156 234L160 235L159 232H157ZM66 235L68 236L67 238H66ZM130 238L134 239L135 241L141 239V238H138V236L130 237ZM29 240H32V242H33L32 244H30V249H29V246H26V243ZM66 241H70V243H66ZM115 241L117 242L118 238L115 239ZM110 244H112V242L106 243V245L108 247L110 246ZM116 245H117V247H119L120 242L119 243L117 242V244H115V247H116ZM57 246L58 245H56V247ZM2 247H3V242L0 240V250L2 249ZM189 248H191V250L194 251L195 254H197V252L201 254L202 260L199 262H196L195 264L208 263L209 261L213 260V257H218L215 260V264H228L229 261L233 262L239 258V255H236L234 253L226 255L225 254V248L223 247V242L214 244L211 241V239L208 237H206L205 239H201L200 241H198L196 244L192 245ZM136 250H137V248H136ZM134 251H135V248H134ZM161 251H163V253H164L166 250L163 249ZM88 252L90 255L86 256V257H88L86 259V261L81 262L79 259H84L85 257H83V256H85L86 254L88 255ZM92 252H95V258L100 255L99 258L93 260V258L91 256ZM42 253H44L46 257L43 256ZM161 259L163 261H167L168 255L160 258L159 260H161ZM1 263L4 264V260H2V258L0 259V264ZM119 263L121 264V261H119ZM122 264H124V260H122Z\"/></svg>",
	"mask_w": 264,
	"mask_h": 264
}]
</instances>
